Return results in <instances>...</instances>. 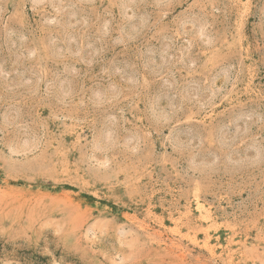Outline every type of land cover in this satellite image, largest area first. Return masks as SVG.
<instances>
[{
	"label": "rangeland",
	"instance_id": "rangeland-1",
	"mask_svg": "<svg viewBox=\"0 0 264 264\" xmlns=\"http://www.w3.org/2000/svg\"><path fill=\"white\" fill-rule=\"evenodd\" d=\"M0 264H264V0H0Z\"/></svg>",
	"mask_w": 264,
	"mask_h": 264
}]
</instances>
